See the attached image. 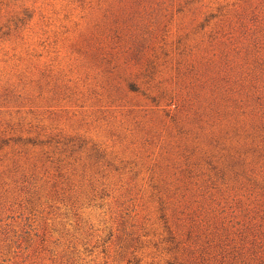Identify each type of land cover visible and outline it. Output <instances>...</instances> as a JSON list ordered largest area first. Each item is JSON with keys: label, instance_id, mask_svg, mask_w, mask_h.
<instances>
[{"label": "rangeland", "instance_id": "obj_1", "mask_svg": "<svg viewBox=\"0 0 264 264\" xmlns=\"http://www.w3.org/2000/svg\"><path fill=\"white\" fill-rule=\"evenodd\" d=\"M0 264H264V0H0Z\"/></svg>", "mask_w": 264, "mask_h": 264}]
</instances>
